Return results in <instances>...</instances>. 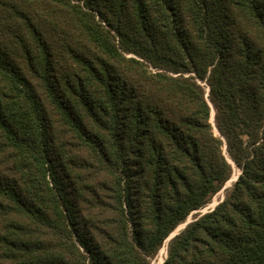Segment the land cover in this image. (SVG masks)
Masks as SVG:
<instances>
[{
  "label": "trees",
  "instance_id": "1",
  "mask_svg": "<svg viewBox=\"0 0 264 264\" xmlns=\"http://www.w3.org/2000/svg\"><path fill=\"white\" fill-rule=\"evenodd\" d=\"M165 241L264 264V0H0V264Z\"/></svg>",
  "mask_w": 264,
  "mask_h": 264
},
{
  "label": "rangeland",
  "instance_id": "2",
  "mask_svg": "<svg viewBox=\"0 0 264 264\" xmlns=\"http://www.w3.org/2000/svg\"><path fill=\"white\" fill-rule=\"evenodd\" d=\"M212 118H213V111L211 110V116H210L211 123H212ZM237 174H238V170L233 166V172H232L231 178L226 182L224 187L212 197L209 204H207L206 207H204L203 209L199 211V213H204L212 209L223 198L224 189L231 185V182L236 179ZM191 218H192V215H189L186 222L179 225L172 234H176L179 231V229H181L187 222L191 220ZM165 249H166V241L163 243V246L159 249L157 255L153 258L150 264H161V262L163 261L165 257Z\"/></svg>",
  "mask_w": 264,
  "mask_h": 264
},
{
  "label": "water",
  "instance_id": "3",
  "mask_svg": "<svg viewBox=\"0 0 264 264\" xmlns=\"http://www.w3.org/2000/svg\"><path fill=\"white\" fill-rule=\"evenodd\" d=\"M174 234H172L170 237H172Z\"/></svg>",
  "mask_w": 264,
  "mask_h": 264
}]
</instances>
